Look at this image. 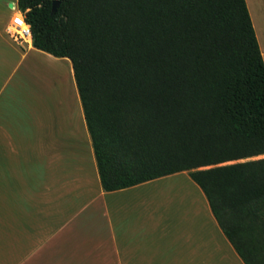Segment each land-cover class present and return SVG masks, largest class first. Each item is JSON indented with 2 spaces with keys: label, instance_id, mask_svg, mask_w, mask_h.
Listing matches in <instances>:
<instances>
[{
  "label": "trees",
  "instance_id": "trees-1",
  "mask_svg": "<svg viewBox=\"0 0 264 264\" xmlns=\"http://www.w3.org/2000/svg\"><path fill=\"white\" fill-rule=\"evenodd\" d=\"M17 7L33 46L71 61L103 189L187 171L243 262L264 264V60L246 0Z\"/></svg>",
  "mask_w": 264,
  "mask_h": 264
},
{
  "label": "crops",
  "instance_id": "crops-1",
  "mask_svg": "<svg viewBox=\"0 0 264 264\" xmlns=\"http://www.w3.org/2000/svg\"><path fill=\"white\" fill-rule=\"evenodd\" d=\"M246 4L257 24L264 0L257 14ZM20 13L0 0V264H245L187 171L103 189L71 61L34 47L30 32L12 38ZM41 57L66 64L67 97L47 96L71 128L47 104L44 117L37 110ZM170 180L186 187L179 199L154 192Z\"/></svg>",
  "mask_w": 264,
  "mask_h": 264
},
{
  "label": "rangeland",
  "instance_id": "rangeland-1",
  "mask_svg": "<svg viewBox=\"0 0 264 264\" xmlns=\"http://www.w3.org/2000/svg\"><path fill=\"white\" fill-rule=\"evenodd\" d=\"M252 2L256 5L255 7V11L257 14L258 11V7L257 5H259V0H252ZM262 18L258 17V14L256 15L257 18V24H256V19L253 15V19H254V27H256V36L258 39V42L260 41V48H261V54L263 56V60H264V10L262 11ZM11 29V28H10ZM24 38H22L21 40H23ZM39 65V70H37V72H35L34 77L36 79H34L35 84L34 86H36L35 91H37L38 89H40V96L37 97L38 100V112L41 113V116L44 117V113L46 111V108L49 111V116L52 117V114L55 113V123L56 125L60 122L63 124V126H65V128H71V119L69 116L66 115V113L63 111V109H61L60 107H58V105L56 103H54L51 99L60 101V99L62 100L65 99V96L67 97L68 92L70 90V87L68 86V83L65 82L64 79H66V76H68V70L65 69L66 64L63 62H53V61H49L47 59L44 58H40L39 63H37ZM40 79V80H39ZM68 79V77H67ZM39 82V85H38ZM39 86V87H38ZM50 96V98H48V96ZM73 99L74 101L76 100V95H75V90H73ZM26 99H23L22 102H24V110H25V106L27 104V102H25ZM45 104H47L46 108H45ZM184 183L182 182H175L174 180H170L169 182L163 183L162 185H159L160 187H156L154 188V192L155 193H159L162 196H173L174 198L177 197V199H179V197L182 194V191L185 192L186 191V187L183 186ZM173 192V193H171ZM171 193V194H170ZM186 193V192H185Z\"/></svg>",
  "mask_w": 264,
  "mask_h": 264
},
{
  "label": "built area",
  "instance_id": "built-area-1",
  "mask_svg": "<svg viewBox=\"0 0 264 264\" xmlns=\"http://www.w3.org/2000/svg\"><path fill=\"white\" fill-rule=\"evenodd\" d=\"M13 25L15 26L14 28H11L9 30V34L14 38L15 40H21L25 36H28L29 34V26L26 24L24 21L23 15L20 13L19 15L15 16L13 18ZM21 24H24L26 28L21 29Z\"/></svg>",
  "mask_w": 264,
  "mask_h": 264
},
{
  "label": "water",
  "instance_id": "water-1",
  "mask_svg": "<svg viewBox=\"0 0 264 264\" xmlns=\"http://www.w3.org/2000/svg\"><path fill=\"white\" fill-rule=\"evenodd\" d=\"M58 2L54 1L52 5V12H55Z\"/></svg>",
  "mask_w": 264,
  "mask_h": 264
},
{
  "label": "bare ground",
  "instance_id": "bare-ground-1",
  "mask_svg": "<svg viewBox=\"0 0 264 264\" xmlns=\"http://www.w3.org/2000/svg\"><path fill=\"white\" fill-rule=\"evenodd\" d=\"M20 28L23 29V28H26V26H24V24H21ZM28 36H29V34H28Z\"/></svg>",
  "mask_w": 264,
  "mask_h": 264
}]
</instances>
